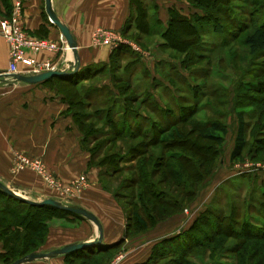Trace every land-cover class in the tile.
<instances>
[{"label":"rangeland","instance_id":"1","mask_svg":"<svg viewBox=\"0 0 264 264\" xmlns=\"http://www.w3.org/2000/svg\"><path fill=\"white\" fill-rule=\"evenodd\" d=\"M177 1L180 10L172 9L189 17L195 31L188 25L175 27L165 39L161 33L146 36L130 30L122 38L142 55L128 49L119 51L98 77L83 83L96 87L91 93L96 101L90 108H80L87 114L82 119L81 146L90 157L91 149L99 146L102 155L93 154V165L103 164V186L128 211L136 210L132 204H137L145 218L146 212L157 217L155 224L181 213L191 219L179 234L177 246L164 247L150 263L264 264V53L252 54L245 43L254 29H264V0H211L216 5L213 9L199 7L191 0ZM160 12L157 0H153L150 14L160 20ZM215 25H222L223 32L216 33ZM166 26L161 21L157 29L163 31ZM50 88L58 93L57 88ZM129 96L138 102H128ZM75 110L71 108V112ZM239 111L245 113L246 146L238 157L231 158ZM178 121L182 122L174 129L183 128L184 135L173 136L169 143H145ZM213 121L225 126L226 134L221 145L209 147L197 139L195 124ZM130 131L137 136L126 137ZM193 143L198 146L194 151L211 157L210 162L189 150ZM19 155L25 154L16 159ZM180 156L183 160H178ZM190 158L196 164L194 175L182 167ZM179 166L182 177L175 173ZM202 174L206 177L201 181L198 176ZM82 179L83 189L88 185L85 175L74 181ZM145 179L153 182L154 193H163V199L173 204L177 201L181 208L157 205L151 198L139 199L138 190L145 187L140 180ZM193 190L195 196L185 195ZM57 195L60 201L73 196ZM163 210L166 215H161ZM61 218L50 219L48 229L51 224L64 223ZM137 233L131 231V235ZM46 238L36 253L43 252ZM195 240L205 244L201 255L184 256ZM0 264L9 263L0 259Z\"/></svg>","mask_w":264,"mask_h":264},{"label":"crops","instance_id":"2","mask_svg":"<svg viewBox=\"0 0 264 264\" xmlns=\"http://www.w3.org/2000/svg\"><path fill=\"white\" fill-rule=\"evenodd\" d=\"M15 1L0 0V21L11 18ZM157 3L164 24L168 22V11L172 7L180 10L177 0H157ZM51 7L74 38L79 70L93 69L108 62L114 46L95 44L93 34L105 29L122 36L131 15L129 0H51ZM21 17L24 29L31 36L64 42L63 52L39 53L38 61L49 60L55 69H65L75 61L73 51L48 17L45 0H22ZM9 60V45L0 34V74L5 73ZM67 110L68 104L62 95L45 83L28 84L0 76V181L31 200L53 198L60 201L57 191L47 186L34 171L14 172L18 154L40 159L64 183L85 175L88 185L71 199L60 202L79 206L98 219L102 244L89 248L97 253L124 240L109 264L146 263L165 239L179 236L191 219L187 218V213L176 214L136 235L129 232L125 237L130 224L128 216L114 194L103 186L102 167L90 165V155L81 146V133ZM61 220L64 223L49 226L43 253L89 241L98 235L97 226L84 217L68 215ZM2 252L0 242V254ZM22 264L69 262L66 256L59 255Z\"/></svg>","mask_w":264,"mask_h":264},{"label":"trees","instance_id":"3","mask_svg":"<svg viewBox=\"0 0 264 264\" xmlns=\"http://www.w3.org/2000/svg\"><path fill=\"white\" fill-rule=\"evenodd\" d=\"M191 1L199 7L202 6V8L204 9L216 8V5L214 3L212 4L211 0H191ZM129 3H130L131 15L122 32V35L124 36H127L130 30H135L140 32L142 35H146V36L159 35L161 33L160 34L161 37L166 39L167 36L170 34L172 30H174L175 27H180L184 25H188L190 29H192V31H195L193 21H191L189 17L183 15L182 13L176 11L175 9L169 10L170 15L166 28L163 31H161V29L158 30L157 26L159 27L161 26V21L157 17H154L153 14H150V9L152 7L153 0H129ZM214 30L216 31V33L219 34L220 32H223V27L222 25H215ZM194 34L196 33L194 32ZM183 41L187 42L188 39L184 37ZM245 43L252 54L255 55V54L264 53V29L261 27L254 29L250 34L246 36ZM125 49L134 51L140 56L142 55L138 51H135L131 45L120 44L114 49H112L108 62H111L114 56L117 55L119 51H123ZM108 62L102 65L95 66L93 69L85 68V70H78L77 72H75L70 76L53 77L42 82L48 85L49 87L58 89V93L62 95L63 100L69 106L67 110L68 114H70L72 107L76 108L74 112L73 111L71 112V116L74 119V121L78 124V128L81 133L85 128V122L82 121V119L85 118L87 114L82 113V111H80V108L81 109L90 108L91 104L92 103L95 104L96 101V100L94 101L92 100V94H91L92 92L96 91V87H94V85L87 87V85L83 83L98 77L100 72H102L104 68H106ZM126 100L132 103L138 102V99L132 96L127 97ZM141 104L144 105V102H141ZM151 112L154 113L155 110H152ZM107 115L110 116L109 112H107ZM244 115H245L244 111H239L237 113L238 129L235 138V145L231 152V158L238 157L243 152L246 146V138L244 131V127L246 123L244 121V117H243ZM97 118L99 119V116ZM77 120H79V122H77ZM185 120L186 119H182V121ZM182 121L175 122L172 125H170L168 128H162L158 136H154L153 140L151 141L146 140L145 143L149 145L159 144L160 142L169 143L170 141H172V139H174V137H177L179 135H184L186 131L183 130V128L182 129L179 128V130L174 129L177 123ZM195 126H196L195 128L196 131H198L197 139L199 140V142L205 141V143L208 144L209 147H212V145L214 144L219 146L223 143L224 136L226 134V127L223 126L218 121H213L209 125L195 124ZM134 132L135 131H130L129 132L130 135L128 134L129 136L126 137L128 138L136 137L137 135H133ZM141 132L142 131L137 133L138 136L141 135ZM142 136L145 137V135ZM163 136L165 137L163 138ZM83 140H81L82 146H83L82 143ZM141 144L145 145L144 143ZM197 147L194 145V143L190 144L189 150H191V152H194V154L197 155L198 157H202V159L208 160L210 162L211 157L205 158L202 156V154L196 152L197 149L196 151H194V149ZM130 149L134 150V148H130ZM135 151L137 150L135 149ZM91 153L92 155L90 157V165H93L94 164V161L92 159L93 154L99 156V154L102 155V152L100 151L99 146L98 147L96 146L94 149H91ZM214 153L216 156L217 154L216 150L214 151ZM178 160H183V159L180 156ZM193 162L194 160L190 158L189 160H187V163L185 162L184 164H182L183 169L186 170V172L190 175L193 174L194 165H196ZM190 163H192V165ZM182 167L180 166L177 167V171L175 172V173H179L180 177L184 175V172L182 171L183 170ZM198 177H200L202 181L206 176L202 174ZM140 182L144 184L145 187L138 190L139 199L151 198L154 200V202L157 205H162L167 208H173V209L181 208L179 205H177L178 204L177 201H174L175 203L173 204L170 203L168 199H163L162 197L163 193L159 195H157V193H154L155 191L154 188L152 187L154 185L153 182L147 181V179L142 181L140 180ZM201 187L202 186H199L198 189ZM185 195L195 196L196 191L193 190L191 191V193H189V195L187 194ZM157 197L161 199H157ZM122 206L130 222L125 237L132 230L139 232L141 230H146L147 228L155 224L156 222L155 220L157 219V217L153 214H150L149 212H146L147 213V217H146L147 219H146L143 215H141V213L139 214V211L137 210L138 207L137 204L136 205L132 204V207L136 208V210H131V211H128L129 209L125 207L124 204H122ZM156 207L157 206L153 207V209H156ZM142 209H144L145 211L147 210L145 206H142ZM150 209L153 210L152 208ZM160 213L161 215L164 214L166 215V210H163ZM68 215H72L78 218H83L80 215L70 213L52 206L32 205L30 203L18 200L14 197L7 196L0 191V242H2L4 248V252L0 254V259L4 263L11 264L12 262L24 257V255L26 256V254L37 252L45 241L48 231V222L50 221V219L56 217L63 218ZM9 218L11 221L8 220ZM13 225L16 226V228H14ZM12 228H14V230H11ZM177 238L178 236L174 238L165 239L162 242L160 248L156 250L155 254L146 263L143 264H153L150 262L154 261L156 255L159 252H161L164 249V247L170 244L176 247L177 242L179 241ZM123 241L124 240H121L120 242L117 243V245L109 246L105 249L98 250L97 253L94 252L92 248H87L63 256H66L69 264H75V262H77L76 264H109V262L112 259V256L117 252V248ZM204 247H205L204 243L195 240L192 242L188 252L187 253L183 252V255L186 257H189V255L192 256L198 254L201 255L200 251ZM175 264H186V263H184L183 261H177L175 262Z\"/></svg>","mask_w":264,"mask_h":264},{"label":"built area","instance_id":"4","mask_svg":"<svg viewBox=\"0 0 264 264\" xmlns=\"http://www.w3.org/2000/svg\"><path fill=\"white\" fill-rule=\"evenodd\" d=\"M21 13L22 0H16L11 18L0 21V34L9 45L10 60L5 73L29 75L55 69L49 60L38 61L36 56L42 52H63L66 49L63 40L56 42L48 38L31 36L23 27ZM93 42L111 45L114 48L120 44H128L139 51V48L128 43L120 34L105 29H99L93 34ZM26 169L36 172L47 186L65 197L79 193L82 189L83 179L63 184L54 173L47 170L40 159L19 155L13 170L19 172Z\"/></svg>","mask_w":264,"mask_h":264},{"label":"water","instance_id":"5","mask_svg":"<svg viewBox=\"0 0 264 264\" xmlns=\"http://www.w3.org/2000/svg\"><path fill=\"white\" fill-rule=\"evenodd\" d=\"M45 4H46V12L48 14L50 21L54 25H56V27L60 30V33L63 39L66 41L68 47L73 51L75 55V61L71 65H69V67L65 69H51V70H47L42 73L29 74V75L17 74V73H10V74L3 73V74H0V76L5 75L7 77H10L13 81L24 82L28 84H39L53 77L70 76L79 70L80 63L77 57L76 43L74 41V38L70 30L68 29L66 25H64L58 19V17L53 12L52 7H51V0H45ZM0 191L7 196L14 197L18 200L30 203L32 205H39V206L48 205V206H52V207H55V208H58V209H61V210H64L70 213L80 215L92 221L97 226V229H98V235L92 240L68 244L62 248L55 249V250H52L46 253H43V252L30 253L12 262L11 264H22V263L32 261L35 259H40V258L44 259V258L56 257L59 255H67L73 252H77L79 250H83L89 247L102 244V230H101L100 223L98 219L92 213L88 212L87 210L79 206L64 204L53 198H47L42 201L31 200L24 193H19L18 191L11 189L10 187L3 184L1 181H0Z\"/></svg>","mask_w":264,"mask_h":264}]
</instances>
